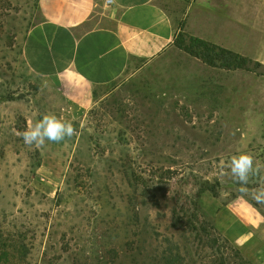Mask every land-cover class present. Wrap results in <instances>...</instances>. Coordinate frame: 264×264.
Returning <instances> with one entry per match:
<instances>
[{"label": "rangeland", "instance_id": "obj_1", "mask_svg": "<svg viewBox=\"0 0 264 264\" xmlns=\"http://www.w3.org/2000/svg\"><path fill=\"white\" fill-rule=\"evenodd\" d=\"M38 1L0 0V264H264V204L241 190L264 185V0H205L181 23L250 70L173 43L82 117L60 108L76 134L36 148L19 133L52 96L22 56ZM244 153L261 169L246 186L229 168Z\"/></svg>", "mask_w": 264, "mask_h": 264}, {"label": "crops", "instance_id": "obj_2", "mask_svg": "<svg viewBox=\"0 0 264 264\" xmlns=\"http://www.w3.org/2000/svg\"><path fill=\"white\" fill-rule=\"evenodd\" d=\"M206 2L39 0L42 20L28 30L22 56L39 90L52 94L42 113L82 117L98 87L134 75L172 46L192 8Z\"/></svg>", "mask_w": 264, "mask_h": 264}, {"label": "clouds", "instance_id": "obj_3", "mask_svg": "<svg viewBox=\"0 0 264 264\" xmlns=\"http://www.w3.org/2000/svg\"><path fill=\"white\" fill-rule=\"evenodd\" d=\"M76 134V129L70 120H61L55 114H44L36 123H30L28 128L19 133L24 144L28 147L41 148L47 142L60 143L71 139ZM229 168L235 183L246 186L250 180L261 173L259 166H254V158L249 154L233 155ZM249 194L257 203L264 204V185L247 193L246 188L241 189Z\"/></svg>", "mask_w": 264, "mask_h": 264}, {"label": "trees", "instance_id": "obj_4", "mask_svg": "<svg viewBox=\"0 0 264 264\" xmlns=\"http://www.w3.org/2000/svg\"><path fill=\"white\" fill-rule=\"evenodd\" d=\"M174 44L178 48L202 58L210 65L221 66L228 69H251L252 61L248 57L216 43L209 42L201 37L188 35L183 31L176 36ZM257 64L260 65L261 63ZM212 264L219 263H215L214 261ZM246 264H248V262Z\"/></svg>", "mask_w": 264, "mask_h": 264}, {"label": "built area", "instance_id": "obj_5", "mask_svg": "<svg viewBox=\"0 0 264 264\" xmlns=\"http://www.w3.org/2000/svg\"><path fill=\"white\" fill-rule=\"evenodd\" d=\"M112 2V0H106V3H111Z\"/></svg>", "mask_w": 264, "mask_h": 264}]
</instances>
